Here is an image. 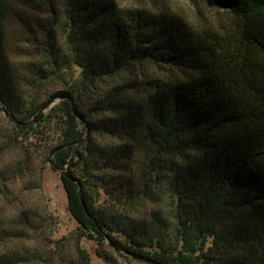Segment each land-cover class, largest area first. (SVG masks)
<instances>
[{
    "label": "trees",
    "instance_id": "trees-1",
    "mask_svg": "<svg viewBox=\"0 0 264 264\" xmlns=\"http://www.w3.org/2000/svg\"><path fill=\"white\" fill-rule=\"evenodd\" d=\"M24 1L48 7L45 24H29L28 88L80 70L48 112L36 105L9 59L11 5L0 0V108L12 126L0 134V155L16 148L25 155L0 169L1 196L8 199L15 180L33 172L34 140L45 146L53 127L61 131V143L47 147L38 179L29 182L27 190L38 185L45 205L20 210L24 229L49 242L61 264H93L84 240L101 247L105 264H119L114 255L131 261L129 253L157 264H264V0H189L221 16L202 30L120 9L115 0ZM146 64L181 76L150 81L137 97L111 88L95 103L101 118L92 119L84 94ZM46 167L79 182L60 174L77 223L69 238L53 239L61 221L44 194ZM163 190V207L146 218L129 214L134 202ZM13 260L4 255L0 264Z\"/></svg>",
    "mask_w": 264,
    "mask_h": 264
},
{
    "label": "rangeland",
    "instance_id": "rangeland-1",
    "mask_svg": "<svg viewBox=\"0 0 264 264\" xmlns=\"http://www.w3.org/2000/svg\"><path fill=\"white\" fill-rule=\"evenodd\" d=\"M120 9H141L148 11L152 15L162 17L166 20L180 21L195 30H202L212 27L221 17L216 10L209 9L204 3L194 4L189 0H115ZM11 10L7 18L6 46L9 59L12 65L19 72L22 83L25 84V91L36 105L44 104V111L48 112L55 106L59 99H54V94L65 90L69 85H75L79 71L70 70L59 80H45L38 91L28 88L33 74L31 72L34 60L28 57L31 48L29 25L32 18L43 25L47 19L46 11L48 7L34 8L24 0H10ZM44 11V13H41ZM22 12V13H21ZM24 12V13H23ZM32 64V65H31ZM180 72L168 67L146 64L134 72L124 71L114 78H107L99 82L91 91L84 94L83 101L87 106L86 110H91L92 119L101 118L94 112L97 99L108 92L111 88H123L129 96L137 97L143 95L146 84L150 81L161 83L171 82L180 77ZM144 84V85H142ZM132 85V86H130ZM149 88V87H148ZM99 102V101H98ZM102 106V103L99 104ZM12 131V126L8 123L5 113L0 108V134H7ZM47 145H36V140L31 150V166L33 172H28L22 178L15 180L8 192V199L0 193V258L8 255L14 258L15 264H61L59 259H55L50 251L49 242L35 234L28 232L21 225L17 216L20 210L32 207L40 211L43 210L45 200L42 192L35 185L33 189L27 190L31 180H37L49 153L47 147H56L61 143V131L58 127L53 129L45 137ZM121 143V141L110 138H100L98 143ZM35 144V145H34ZM24 153L20 148L8 151L7 154L0 155V169L12 165L13 161L24 160ZM139 159L138 154L135 156ZM127 174V173H126ZM30 188V187H29ZM44 194L49 199V208L52 213L61 221V226L53 239L70 237L76 230L77 223L68 211V199L64 189L60 173L46 167L44 171ZM166 192L163 190L155 199H139L129 208L132 217L146 218L150 213L159 207H163L166 201ZM84 247L91 254L93 264H105L97 255L101 250L94 241L84 240ZM73 242L68 246L69 255H74ZM119 264H141L134 259L131 261L114 255Z\"/></svg>",
    "mask_w": 264,
    "mask_h": 264
},
{
    "label": "water",
    "instance_id": "water-1",
    "mask_svg": "<svg viewBox=\"0 0 264 264\" xmlns=\"http://www.w3.org/2000/svg\"><path fill=\"white\" fill-rule=\"evenodd\" d=\"M74 113L77 115V111H76V109H74ZM64 147H65V145H63V146L57 148V149L53 152V154L56 153L57 151H59L60 149L64 148ZM60 174H61L62 176H64V177H66V178H68V179L74 181V182H77V183L79 184V182H78L75 178H73L68 172H66V171H61ZM80 194H81V193H80ZM81 199H82V203H83L84 207L86 208L85 201H84L82 195H81ZM128 255H130L132 258H134V259H136V260H141V261H144V262H147V263L157 264L156 262H153V261H151V260H149V259H147V258H144V257L138 256V255H135V254H130V253H129Z\"/></svg>",
    "mask_w": 264,
    "mask_h": 264
}]
</instances>
